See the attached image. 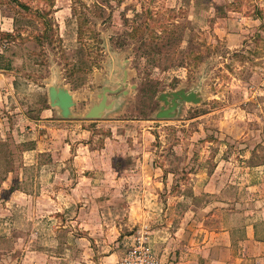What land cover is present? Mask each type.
<instances>
[{
    "label": "rangeland",
    "instance_id": "374dc122",
    "mask_svg": "<svg viewBox=\"0 0 264 264\" xmlns=\"http://www.w3.org/2000/svg\"><path fill=\"white\" fill-rule=\"evenodd\" d=\"M20 1L27 11L0 0L15 26L13 36L0 34V63L13 62L41 102L50 104L48 87L57 85L76 104L61 116L73 127L60 135L58 156L38 153L26 166L20 161L33 157L18 148L15 163L0 167V264H28L27 248L43 244L39 224L50 217L40 210L49 207L62 210L68 259L70 242L80 249L92 231L134 235L127 250L140 240L160 255L173 240L181 246L206 223L213 200L203 181L220 161L225 169L245 132L260 133L254 143L263 137L264 0ZM105 87L113 108L86 118ZM180 88L200 92L202 102L156 118L159 95ZM9 172L14 178L2 182Z\"/></svg>",
    "mask_w": 264,
    "mask_h": 264
},
{
    "label": "crops",
    "instance_id": "0c3cea01",
    "mask_svg": "<svg viewBox=\"0 0 264 264\" xmlns=\"http://www.w3.org/2000/svg\"><path fill=\"white\" fill-rule=\"evenodd\" d=\"M14 29V18L0 11V30L13 33ZM5 52L0 47V56L7 55ZM13 65V62L11 65L0 63V167L15 163L13 153L18 148L24 156L34 159L21 160L22 165H34L38 153L55 158L63 146L59 143L60 135L73 127L62 119L57 107L41 102V95L29 93V85L23 82ZM261 132L263 137L258 142L254 143L253 135L260 136L255 130V133L245 132L248 137L245 143L232 147L235 157L222 160L230 172L218 169L222 165L220 161L215 172L206 179L207 186L203 181L202 191L208 192L207 198L213 200L205 208L206 223L191 228L195 229V234L181 246L175 240L164 246L163 264H264V128ZM26 143L32 146L25 147ZM11 174L5 173L1 181L14 178ZM40 211L41 216L50 217L48 222L43 219L39 224L44 233H41L43 244L37 250L27 248L25 263L28 264H118L127 250L126 244L134 241V235L99 239L92 231L80 249L75 248L78 240H67L70 242L67 250L72 249L74 254L68 259V254L60 250L61 226L57 221L62 210L49 207ZM89 224L82 225L89 227ZM157 239L158 245L162 240Z\"/></svg>",
    "mask_w": 264,
    "mask_h": 264
},
{
    "label": "water",
    "instance_id": "95a60500",
    "mask_svg": "<svg viewBox=\"0 0 264 264\" xmlns=\"http://www.w3.org/2000/svg\"><path fill=\"white\" fill-rule=\"evenodd\" d=\"M111 91H113V89L109 87L103 89V92L99 94L100 101L91 106L86 112V118H100L105 112L113 108L114 102L108 101V93ZM48 93L51 106L57 107L63 118H70L72 116V108L76 104V100L71 91L64 86L51 85L48 87ZM158 98L163 101L165 105L156 112V118H172L176 115L182 102L199 104L203 100L200 92L195 89L186 90L185 88H180L172 92H163Z\"/></svg>",
    "mask_w": 264,
    "mask_h": 264
},
{
    "label": "built area",
    "instance_id": "2783aa9c",
    "mask_svg": "<svg viewBox=\"0 0 264 264\" xmlns=\"http://www.w3.org/2000/svg\"><path fill=\"white\" fill-rule=\"evenodd\" d=\"M118 264H163V258L140 240L124 253Z\"/></svg>",
    "mask_w": 264,
    "mask_h": 264
},
{
    "label": "trees",
    "instance_id": "16d2710c",
    "mask_svg": "<svg viewBox=\"0 0 264 264\" xmlns=\"http://www.w3.org/2000/svg\"><path fill=\"white\" fill-rule=\"evenodd\" d=\"M12 1H14L18 6H20L25 11H27L29 9V6L27 4L22 3L20 0H12ZM0 34L2 36H7V37L13 36L12 32H5V31H1V30H0Z\"/></svg>",
    "mask_w": 264,
    "mask_h": 264
}]
</instances>
